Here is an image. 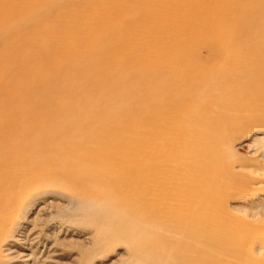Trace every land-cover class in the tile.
Returning <instances> with one entry per match:
<instances>
[{
    "label": "bare ground",
    "instance_id": "1",
    "mask_svg": "<svg viewBox=\"0 0 264 264\" xmlns=\"http://www.w3.org/2000/svg\"><path fill=\"white\" fill-rule=\"evenodd\" d=\"M0 74V241L24 191L61 185L143 264H264L242 244L264 209L228 205L264 190L231 151L264 126V0H0Z\"/></svg>",
    "mask_w": 264,
    "mask_h": 264
},
{
    "label": "rangeland",
    "instance_id": "2",
    "mask_svg": "<svg viewBox=\"0 0 264 264\" xmlns=\"http://www.w3.org/2000/svg\"><path fill=\"white\" fill-rule=\"evenodd\" d=\"M114 32L121 35L117 30H113L112 34ZM93 45H96L97 51L93 55L94 58L109 57L104 55L103 49L98 48L99 41ZM111 50L114 51L113 45ZM121 51L122 49L117 50ZM44 54L48 55L49 49L45 48ZM47 57L49 62L53 59L50 55ZM23 58L35 63L44 59L40 56H29L26 52ZM65 61H54L53 65H67ZM83 67V72H92L90 64L84 62ZM49 74L51 75L52 71ZM0 76L3 77L4 74ZM12 81L18 82V75L13 77ZM263 128L252 129L235 139L231 145L235 157L243 159L249 171L264 166ZM38 179L36 182L39 183ZM45 188L49 190L47 193L29 189L19 198V207L11 213L13 221L9 226V235L1 236L0 264H30L31 260L25 262L21 256L13 257L18 256V253H32L37 257L35 264H143L130 258L128 243L118 232L119 223L111 218L110 214L105 215L104 210H99L96 203L87 198L76 199L64 192L61 185H47ZM228 205L234 211L237 209L233 207H239L240 211L237 213L240 216H243L244 211L255 213L258 209H264V190H248L247 193L229 199ZM245 220L248 228H244V231L245 235H248L242 244L247 254L252 249L259 251L264 245V218L254 216L246 217ZM6 249L11 250V253H7Z\"/></svg>",
    "mask_w": 264,
    "mask_h": 264
}]
</instances>
